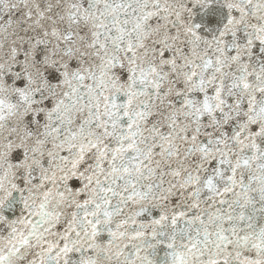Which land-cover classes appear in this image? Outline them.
I'll return each mask as SVG.
<instances>
[{
  "label": "snow or ice",
  "instance_id": "6c2138e0",
  "mask_svg": "<svg viewBox=\"0 0 264 264\" xmlns=\"http://www.w3.org/2000/svg\"><path fill=\"white\" fill-rule=\"evenodd\" d=\"M0 264H264V0H0Z\"/></svg>",
  "mask_w": 264,
  "mask_h": 264
}]
</instances>
